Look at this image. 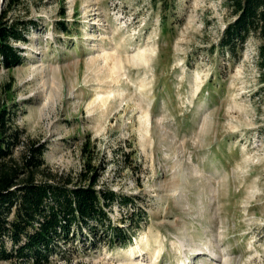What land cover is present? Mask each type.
I'll use <instances>...</instances> for the list:
<instances>
[{"label": "rangeland", "instance_id": "rangeland-1", "mask_svg": "<svg viewBox=\"0 0 264 264\" xmlns=\"http://www.w3.org/2000/svg\"><path fill=\"white\" fill-rule=\"evenodd\" d=\"M227 2L26 0L3 20L0 0V22L36 23L14 44L23 63L0 60L14 156L45 144L74 184L90 164L99 188L132 199L113 223L139 225L128 245L81 240L50 264H264V84L253 41L217 48Z\"/></svg>", "mask_w": 264, "mask_h": 264}, {"label": "trees", "instance_id": "trees-1", "mask_svg": "<svg viewBox=\"0 0 264 264\" xmlns=\"http://www.w3.org/2000/svg\"><path fill=\"white\" fill-rule=\"evenodd\" d=\"M25 1L7 0L2 19ZM164 4L166 13L175 10ZM227 8L233 20L217 48L235 57L253 41L264 84V0H228ZM3 20L0 60L11 69L24 61L14 44L27 42L36 23L14 20L9 24ZM63 30L69 32L66 27ZM14 114V110H0V261L50 264L53 258L67 257L64 248L81 240L93 246L106 243L108 248L116 241L130 244L139 231L133 215L128 221L131 229H126L115 225L109 213L117 202L129 206L132 199L99 188L97 169L90 164L78 183L62 181L46 165L45 144L28 143L16 158L14 149L22 143V135L13 123Z\"/></svg>", "mask_w": 264, "mask_h": 264}]
</instances>
